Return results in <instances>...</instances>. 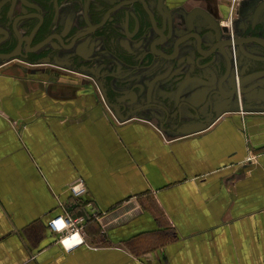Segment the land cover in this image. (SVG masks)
Here are the masks:
<instances>
[{"label":"crops","instance_id":"crops-1","mask_svg":"<svg viewBox=\"0 0 264 264\" xmlns=\"http://www.w3.org/2000/svg\"><path fill=\"white\" fill-rule=\"evenodd\" d=\"M41 72L0 73V264H264V110L174 135ZM59 216L85 218L81 245L60 244Z\"/></svg>","mask_w":264,"mask_h":264},{"label":"flooded vegetation","instance_id":"flooded-vegetation-1","mask_svg":"<svg viewBox=\"0 0 264 264\" xmlns=\"http://www.w3.org/2000/svg\"><path fill=\"white\" fill-rule=\"evenodd\" d=\"M250 1L217 16L168 0H0V73L43 71L165 133L205 130L264 110V0Z\"/></svg>","mask_w":264,"mask_h":264},{"label":"built area","instance_id":"built-area-1","mask_svg":"<svg viewBox=\"0 0 264 264\" xmlns=\"http://www.w3.org/2000/svg\"><path fill=\"white\" fill-rule=\"evenodd\" d=\"M71 196L75 199L82 198L87 193V188L82 180H77L69 186ZM85 218L59 216L49 222V228L58 235V240L63 246L74 248L83 243V225Z\"/></svg>","mask_w":264,"mask_h":264}]
</instances>
